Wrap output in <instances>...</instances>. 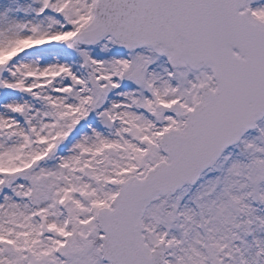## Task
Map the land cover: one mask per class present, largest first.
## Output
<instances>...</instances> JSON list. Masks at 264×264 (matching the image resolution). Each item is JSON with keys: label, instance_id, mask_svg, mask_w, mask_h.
I'll return each instance as SVG.
<instances>
[{"label": "snow or ice", "instance_id": "obj_1", "mask_svg": "<svg viewBox=\"0 0 264 264\" xmlns=\"http://www.w3.org/2000/svg\"><path fill=\"white\" fill-rule=\"evenodd\" d=\"M0 264H264V0H0Z\"/></svg>", "mask_w": 264, "mask_h": 264}]
</instances>
